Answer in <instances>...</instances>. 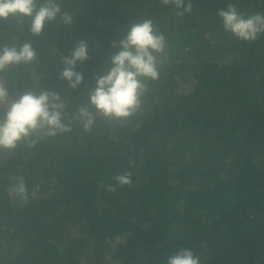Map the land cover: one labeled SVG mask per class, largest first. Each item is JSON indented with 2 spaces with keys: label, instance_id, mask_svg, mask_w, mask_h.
Instances as JSON below:
<instances>
[{
  "label": "trees",
  "instance_id": "obj_1",
  "mask_svg": "<svg viewBox=\"0 0 264 264\" xmlns=\"http://www.w3.org/2000/svg\"><path fill=\"white\" fill-rule=\"evenodd\" d=\"M190 2L179 16L160 0H63L72 23L58 17L40 36L30 18L0 20V48L30 41L37 52L0 72L10 97L60 93L72 129L0 149V264H167L184 248L200 264H264V33L240 40L217 15L229 4L264 15V0ZM146 18L166 39L158 78L144 80L131 117L97 115L85 130L71 118ZM81 40L89 58L73 90L62 60ZM20 178L26 199L9 191Z\"/></svg>",
  "mask_w": 264,
  "mask_h": 264
},
{
  "label": "clouds",
  "instance_id": "obj_2",
  "mask_svg": "<svg viewBox=\"0 0 264 264\" xmlns=\"http://www.w3.org/2000/svg\"><path fill=\"white\" fill-rule=\"evenodd\" d=\"M62 3L63 0H0V20L13 16L30 18V32L40 36L58 17L66 25L72 23V15L62 11ZM160 3L174 7L179 16L192 11L190 0H160ZM217 15L224 30L240 40L253 41L264 33L262 14L245 16L229 4L218 10ZM113 47H117L115 42ZM118 47L120 50L110 57L109 69L95 78L96 85L89 91L88 104L80 106L71 118L81 123L85 130L93 126L97 115L108 119L131 117L141 106L140 97L146 91L144 80H155L159 76L157 54L164 52L166 39L157 31L151 18L132 23ZM88 58L87 42L81 40L62 60L65 67L61 70V79L66 80L73 90L84 79L83 73L76 70L77 66ZM36 59L37 52L30 41L5 45L0 48V72ZM0 108L4 109L0 118V149L3 150H14L21 141H27L40 130H45L48 135L72 130L71 123L64 120L66 105L60 93L55 91H26L11 98L5 83L0 80ZM114 179L120 186L131 183L128 173L118 174ZM9 191L25 199L28 195L22 178ZM167 264H200V261L191 249L184 248L168 257Z\"/></svg>",
  "mask_w": 264,
  "mask_h": 264
},
{
  "label": "rangeland",
  "instance_id": "obj_3",
  "mask_svg": "<svg viewBox=\"0 0 264 264\" xmlns=\"http://www.w3.org/2000/svg\"><path fill=\"white\" fill-rule=\"evenodd\" d=\"M0 80H2L5 83V85H6V80L7 79L2 75V73H0ZM182 82L183 83H180V87H181V89H184L185 91H188V89H190L192 84H193L192 81H187V80L186 81L182 80Z\"/></svg>",
  "mask_w": 264,
  "mask_h": 264
}]
</instances>
